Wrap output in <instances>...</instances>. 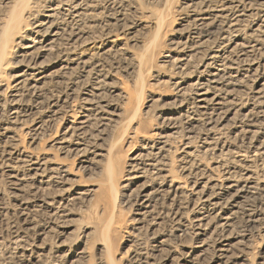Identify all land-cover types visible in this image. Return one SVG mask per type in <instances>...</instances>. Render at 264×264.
<instances>
[{
	"label": "bare ground",
	"instance_id": "bare-ground-1",
	"mask_svg": "<svg viewBox=\"0 0 264 264\" xmlns=\"http://www.w3.org/2000/svg\"><path fill=\"white\" fill-rule=\"evenodd\" d=\"M130 3L0 0V96L6 97L0 105L1 110L5 107L6 118L0 129V174L18 203L24 227L31 220L26 213L30 198L50 211L57 204L62 219L68 217L71 203L94 196L101 186L72 190L76 183L72 177L77 174L59 157L37 154L24 146L17 132L22 127L38 139L45 126L57 123L49 149L64 157H79L83 171L92 163L104 162L105 190L111 197L116 195L113 147L97 134L118 121L114 98H129L118 74L122 66L126 71L135 67L127 45L138 43L133 33L137 23L127 9ZM32 8L34 13L29 12ZM183 9L187 19L180 32L182 40L172 48V62L186 79L187 67L195 60L197 79L188 85L184 80L174 84L183 109L164 125V132L153 134L131 157L127 185L139 183V221L152 214V195L172 192L178 210L188 195L193 199V218L188 224L190 234L197 238L196 251L203 254L204 239L210 234L216 239L219 258L235 263L241 240L237 219L251 211L250 201L264 204V0H186ZM161 22L155 21L157 26ZM137 62L140 65V59ZM27 123L32 128H24ZM182 125L190 137L182 144L178 163L190 182L176 180L166 159ZM227 133L233 134L235 144L223 140ZM191 135L200 140L197 153L211 156L212 166L203 165L191 151ZM54 187L71 194L56 199L58 195L47 193ZM176 217L182 220L178 211ZM24 240L21 228L12 229L7 261L24 260ZM81 247L75 256L84 259L88 252Z\"/></svg>",
	"mask_w": 264,
	"mask_h": 264
},
{
	"label": "rangeland",
	"instance_id": "rangeland-1",
	"mask_svg": "<svg viewBox=\"0 0 264 264\" xmlns=\"http://www.w3.org/2000/svg\"><path fill=\"white\" fill-rule=\"evenodd\" d=\"M131 1L127 9L128 13L131 11L129 16L137 23L136 26L133 25V33L138 43L133 45L129 42L127 45L130 46L129 50L133 55L131 64L135 67L134 70L126 71L122 66L118 74L119 79L125 84L124 89L128 92L129 98L128 100L114 98L118 121L115 125L103 127L104 131L97 134L98 138L102 135L100 138L105 140V144L113 147L111 160L115 172L116 195L111 197L105 190L108 175L104 162L92 163L83 171L79 169V157H64L53 148L49 149L57 123L51 128L46 124L48 127L45 126L46 130L44 129L38 139L37 135L33 136V132L28 133L27 129L24 131L22 127V131L17 132L24 146L37 154L59 157L74 175L77 174L72 177V180L76 181L72 190L74 188L75 191L86 190L95 185L101 186V190L94 196L83 197L78 202L71 203L68 217L62 219L60 206L57 204L53 206L51 212L43 207V203L30 198V208H27L26 213H29L32 221L30 220L28 226L24 227L22 224L25 223L19 219L18 203L5 177L0 174V264H212L216 261L217 264H264V204L258 201H250L253 208L247 212V217L241 215L237 219L236 231L241 240L240 251L233 257L238 258L235 263L229 258H219L216 239L210 234L204 239L203 254L196 251L194 247L197 245V238L190 234L188 224L193 218V199L186 194L183 200L185 203L180 210L177 209V196L172 192L152 195L149 199L152 214L139 221L136 208L141 193L138 188L136 189L139 183L127 185L129 160L142 150L147 139L155 133L164 132V125L179 117L183 109V100L181 103L182 98L176 97L174 84L179 80H184L185 85L195 82L198 66L195 60L191 61L187 67L188 79H183L175 62H172L175 59L172 48L182 40L180 32L187 19L183 9L186 0ZM35 11V8L29 10L30 13ZM157 19H160L162 24L157 26L155 23ZM210 38L211 36L208 39ZM212 39L213 36L210 40ZM139 59L140 65L137 62ZM12 60L11 57L10 61ZM5 98L3 95L0 96V105L6 101ZM137 106L139 107L135 115ZM2 107L0 129L6 119L5 107ZM32 118L34 119L35 115L30 116V119ZM24 128L30 129L32 124L27 123ZM184 131L186 132V126L182 125L179 135L171 140L166 159L169 170L176 180L190 182L186 174L179 169L178 163L182 144L187 142L185 138L190 137L185 136ZM191 136L189 139L190 148L193 149L191 151L201 159L203 165L212 166L211 156L203 152L197 153L200 151L198 149L200 140L194 135ZM35 137L34 142L32 139ZM223 140L230 144L236 143L235 137L230 133L225 134ZM99 142L101 141L98 140ZM219 175H222V171ZM63 189L54 187L48 189L47 193L49 196L58 195L56 199L71 194V191L64 193ZM59 203L61 204L60 201ZM177 211L182 215V220L177 219ZM249 220L254 222H247ZM16 227L21 228L26 240L22 262L5 259L11 231ZM57 245L60 249H57ZM79 246L85 247L88 252L84 259L75 256Z\"/></svg>",
	"mask_w": 264,
	"mask_h": 264
}]
</instances>
